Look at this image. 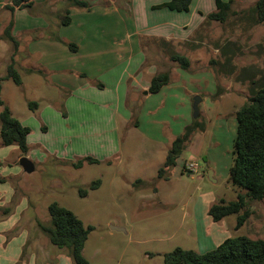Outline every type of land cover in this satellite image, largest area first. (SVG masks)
<instances>
[{
	"label": "rangeland",
	"instance_id": "374dc122",
	"mask_svg": "<svg viewBox=\"0 0 264 264\" xmlns=\"http://www.w3.org/2000/svg\"><path fill=\"white\" fill-rule=\"evenodd\" d=\"M255 1L234 0L231 10L235 13L225 22L209 21L199 28L195 38L198 49L192 50L196 56L190 55L196 58L194 65L206 58L210 70L196 76L199 86L205 88L201 81L209 79L212 83L215 77L220 89L216 84L206 87L211 95L200 102V109L206 106L211 119L208 122L207 117H201L208 126L205 133H197L203 138L200 153L191 156L183 150L163 176L158 175V169L166 150L160 146L141 135L126 134L120 124L115 131L112 119L103 121L100 116L94 122L69 115L60 97L50 105L53 114L41 116L27 106L39 95L37 87H26L22 92L10 79L1 80L3 105L29 128L26 153L34 166L32 172L20 166L17 156L25 155L16 145L0 142V188L11 194L12 207L24 210L18 215L27 219L23 221V233L30 229L28 219L47 224V207L56 202L84 225L93 227L83 255L91 264H163V254L175 247L202 253L213 249L222 237L245 235L264 240V199H246L244 209L249 215L237 230L236 214L216 222L207 214L208 207L220 198L231 201L245 192L231 183L229 167L235 111L246 102L250 81L264 77V22H255L248 11ZM206 4L213 6V2ZM186 47L183 45V50ZM53 90L55 96L57 91ZM219 91L226 94L219 109L222 117L215 119L219 104L214 99ZM212 95L213 102L209 98ZM189 115L192 121L191 110ZM85 156L98 162H84L80 168L71 166ZM188 163H196L197 170L186 174ZM209 170L213 180L208 177ZM95 180H99L98 187L90 189L89 184ZM80 189L86 191L84 196L79 194Z\"/></svg>",
	"mask_w": 264,
	"mask_h": 264
},
{
	"label": "crops",
	"instance_id": "0c3cea01",
	"mask_svg": "<svg viewBox=\"0 0 264 264\" xmlns=\"http://www.w3.org/2000/svg\"><path fill=\"white\" fill-rule=\"evenodd\" d=\"M83 1L90 7H74L67 0H33L29 7L15 8L11 13L4 8L10 0H0V69L4 70L0 77L12 59L21 78L17 85L21 91L38 88L32 112L50 114V105L60 97L67 114L94 122L100 116L103 121L112 119L115 131L120 124L126 134L141 135L167 153L172 140L191 122L192 97L197 94L200 102L207 101L211 93L206 87L216 84L220 89L215 77L212 83L201 81L205 88L199 86L196 76L210 71L208 60L202 58L194 65L196 58L192 57L196 56L192 50L198 49L195 38L199 28L213 21L206 15L215 11V0H191L187 11L153 8L168 0ZM204 2H213V6ZM66 9L70 22L62 25ZM10 20L15 49L11 41L1 37ZM69 43L76 46L74 51ZM183 45L189 46L187 51ZM172 53L186 56L188 68L181 69L172 61ZM162 72L169 73V81L150 93L151 78ZM221 91L215 99L209 97L219 104L215 119L223 113L219 109L226 93ZM200 102L198 117L204 121V129L194 131L183 149L191 156L200 153L203 138L197 133L206 132L210 119L208 108L200 109ZM201 117H207L208 122ZM106 163L110 164L108 159ZM206 164L210 168L209 161ZM10 198L11 194L0 188V264H71L66 250L49 242L36 219H28L30 229L23 233L27 219L18 215L24 210L12 207Z\"/></svg>",
	"mask_w": 264,
	"mask_h": 264
},
{
	"label": "trees",
	"instance_id": "16d2710c",
	"mask_svg": "<svg viewBox=\"0 0 264 264\" xmlns=\"http://www.w3.org/2000/svg\"><path fill=\"white\" fill-rule=\"evenodd\" d=\"M33 0H10L4 6L11 13L15 8H26ZM71 6L78 8H89L90 4L83 0H67ZM233 0H215V11L206 15L208 20L223 23L229 15L235 12L231 10ZM191 0H168L153 6V8L165 7L169 10L187 11ZM257 23L264 22V0H256L254 6L249 10ZM251 14V18H252ZM70 22L69 10L66 9L61 19V24ZM12 20L5 26L1 37L8 39L16 47V41L11 35ZM74 51L75 45L67 44ZM170 59L178 64L181 69H187L189 60L186 56L172 53ZM213 63L214 61L211 60ZM10 79L15 85L21 84V78L14 66L13 60L8 63L5 75L1 80ZM169 81V73L162 72L154 75L149 83L148 91L157 92ZM249 95L235 111L236 132L232 141V163L229 167V179L234 186L244 189V193H238L235 200L225 201L220 198L218 202L211 204L207 214L216 222L223 217L236 214L235 230H237L249 215L246 207V199H264V77L260 80H251ZM37 103H27L29 109L33 110ZM0 142L4 146L16 145L21 153L26 154V136L29 128L22 125L3 105L0 98ZM204 121L192 119L186 125L182 134L176 136L166 153L165 160L158 175L163 176L165 169L173 166L181 155L186 141L194 131L204 129ZM84 162L96 163L98 160L85 156L71 163L73 168H80ZM99 180L89 184L90 189H95ZM84 196L86 191L79 190ZM49 221L47 224L37 222L40 230L48 238L49 242L57 248L65 249L71 258V264H91L82 254L85 241L89 232L93 229L91 225H84L70 210L51 202L48 207ZM163 264H264V240L250 238L245 235L226 237L213 249L199 253L191 249L175 247L170 252L163 254Z\"/></svg>",
	"mask_w": 264,
	"mask_h": 264
},
{
	"label": "water",
	"instance_id": "95a60500",
	"mask_svg": "<svg viewBox=\"0 0 264 264\" xmlns=\"http://www.w3.org/2000/svg\"><path fill=\"white\" fill-rule=\"evenodd\" d=\"M200 99L201 98L198 95H195L192 98L191 109H192V118H194V119H196L199 115L198 104L200 102ZM19 164L22 167V169L27 173L32 172L34 169L32 162L26 156L20 157ZM208 174H209L208 177L210 179H212L211 170L208 171ZM110 227L112 229H115V230L124 231V229L122 227H118V226H114V225H110Z\"/></svg>",
	"mask_w": 264,
	"mask_h": 264
},
{
	"label": "built area",
	"instance_id": "2783aa9c",
	"mask_svg": "<svg viewBox=\"0 0 264 264\" xmlns=\"http://www.w3.org/2000/svg\"><path fill=\"white\" fill-rule=\"evenodd\" d=\"M197 168H198V165L196 163H188L185 166V171L186 173H193L197 170Z\"/></svg>",
	"mask_w": 264,
	"mask_h": 264
}]
</instances>
